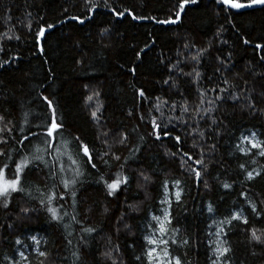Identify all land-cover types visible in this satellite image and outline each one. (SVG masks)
<instances>
[{
	"label": "trees",
	"instance_id": "16d2710c",
	"mask_svg": "<svg viewBox=\"0 0 264 264\" xmlns=\"http://www.w3.org/2000/svg\"><path fill=\"white\" fill-rule=\"evenodd\" d=\"M176 2L108 0L105 6L104 0H92L100 6L89 13L85 0H0V115L5 117L0 128L6 123L11 129L0 134L8 140L0 148L15 159L35 152L36 137L30 136L24 144L17 141L43 131L36 125L47 122L50 110L39 97L47 96L72 132H66L58 146L64 145L62 149L79 160L84 173L74 204L70 192L54 187L59 176L49 178L48 169L25 170L23 181L31 195L13 194L9 208H0V264H112L105 253H111L116 264H147L144 237L154 224L152 217L162 214L166 189L171 196L173 189L181 194L179 202L171 198L166 238L171 255L182 264H212L209 232L214 222L223 227L231 248L228 264H264V245L250 242L251 229L264 231V157L248 142L253 134L256 141H264V48H255L257 43L264 45V7L225 12L215 0H200L186 7L181 22L171 25L133 20L127 13L114 15L127 9L137 16L165 19ZM71 16L91 19L79 24ZM49 23L56 26L46 32L41 53L35 32ZM245 39L249 44L243 43ZM201 51L198 62L191 59ZM193 68L200 73L198 78L183 74ZM222 88L228 91L220 92ZM93 90L100 96L87 102ZM138 90L145 92L143 98ZM217 95L224 99L215 100ZM233 95L240 98L232 99ZM162 101H167L161 109L165 122L168 117H181L172 121L173 135L185 141L179 151L172 140L155 141L149 135L150 121L160 117L155 105ZM173 104H186L188 112L180 107L171 110ZM93 111L99 120L92 119ZM98 131L109 135L97 139ZM121 132L128 137L127 147L116 143ZM198 132L205 135L201 138ZM73 135L93 148L99 171L84 165L82 154L75 155ZM193 138L202 147L193 150ZM65 140L69 143L64 144ZM136 148L140 151H130ZM166 151L177 155L166 156ZM104 152H108L103 158L110 168L97 156ZM183 152L193 160L204 153L207 171H202L201 179L195 178L188 165L198 171L203 166L193 161L184 165ZM113 153L121 160H112ZM42 155L51 167L56 166L55 150ZM58 158L69 166L66 156ZM125 160L123 171L129 184L108 196L103 183L96 181L101 174L107 179ZM6 162L7 157H0V164ZM249 171L252 180L246 178ZM141 172L151 178L150 183ZM66 175L71 177V173ZM225 183L231 187L224 188ZM50 189L65 196L52 203L62 216L59 221L52 220L40 203L47 200ZM251 206L257 207L261 219H255ZM232 214L247 217L250 223L220 224ZM82 228L96 231L85 236ZM78 250L77 261L73 253ZM39 251L47 256H39Z\"/></svg>",
	"mask_w": 264,
	"mask_h": 264
},
{
	"label": "snow or ice",
	"instance_id": "6c2138e0",
	"mask_svg": "<svg viewBox=\"0 0 264 264\" xmlns=\"http://www.w3.org/2000/svg\"><path fill=\"white\" fill-rule=\"evenodd\" d=\"M108 0H104L105 6L107 5ZM200 0H177L176 4L171 9V15L167 16L165 19H158L154 16H137L134 15L131 11H128L127 9L124 11L114 12V15H117L119 17H123L125 13H127L128 16H130L133 20H152L154 23L159 25H171V24H177L178 22H181L182 16L185 14L186 7L191 4H197ZM215 3L217 5L222 6V10L227 12L228 10H240L244 8H251L254 6H262L264 7V0H244V2H241V0H215ZM85 5L87 12H92L95 8L99 7L100 5L98 3L93 4L92 0H85ZM65 11H67L65 9ZM30 15V14H29ZM42 19V18H41ZM69 19L77 21L79 24H84L85 19H91V16H86L85 18H80L77 16H71ZM55 24H47L46 27L44 25H41L38 30L35 32V42L39 47V51L43 53V47L41 45V41H43L46 38V32L49 30H52L55 28ZM107 29H104V32H106ZM104 32H101V36H103ZM11 39L12 37H8ZM16 39H19V37H16ZM244 44H249V40L245 39L243 41ZM188 45H185L187 47ZM256 49H262L264 48V45H261L257 43L255 45ZM142 51V50H141ZM205 51V50H202ZM198 53L195 56H192V60H196L198 62L199 55L202 54ZM230 55V54H229ZM140 58V53H137V59ZM261 60H264V56L261 57ZM4 63H7V61H4ZM79 63V61H77ZM221 63H223L221 61ZM0 67H3V63H0ZM172 69H169L171 71ZM134 71V69L132 70ZM219 71V69H217ZM182 72V70H181ZM184 75H195V77H199L200 73L193 68L192 72L189 73H183ZM165 83H168V81H165ZM225 84L228 83L227 80L224 81ZM88 85H85V88L87 89ZM139 96L144 97L145 92L143 90H138ZM212 91H216V89H212ZM220 92H227V88L219 89ZM203 95V94H201ZM100 96V93L96 90L92 91V94L88 95L86 97L87 102H92L94 98H98ZM239 96H232V99H239ZM41 101L47 106V109H49V113L47 114V122L42 124H37V128H42V132H31L29 135L24 136L22 139L18 140L17 142L20 144H24L25 141H29L30 136H34L39 141V144L35 146V152L30 153L29 155H20L19 159H15L11 154L4 151L2 148H0V157H7L6 163L0 164V208L8 209L9 205L11 203V200L13 198V194H22V195H31L30 193L26 192L23 176L25 174L26 169L35 168L38 170V172H45V169H48L47 172H45V175H47L49 178H55L59 176V181L57 185H54L56 188H61L64 193L70 192L71 198L73 200V203L75 204L76 197H77V190L78 186L80 185L81 181L79 180V177L82 176L84 173L81 171L80 162L78 159H75L73 157V154L68 153L66 150L61 151V148L64 147V145H59L58 143L61 139L64 138L65 133L67 132L68 135H72L71 129H69L62 118L58 117L56 112V107L53 104L52 100L49 99L47 96L41 95L39 97ZM224 97L217 95L215 100H222ZM204 101L201 100V103ZM208 103L212 104L215 103V101H208ZM167 104V101H162L160 104L155 105L156 111L160 112V117L158 119H152L150 121L151 124V131L149 133L150 136L154 138L155 141H162L163 139H170L174 142V146L178 147L183 145L185 143L184 140H182L180 135H173V131L175 130V124L172 123L173 120H181V117H168L167 121L165 122L164 113L161 111L163 105ZM177 107H180L181 111L184 113L188 112L187 105L183 106H177L176 104H173L171 106V110H176ZM248 107H252L251 103H249ZM99 109H97L98 111ZM97 111H93L91 113L93 120H99V117L97 115ZM39 118V117H37ZM5 117L3 115H0V123L4 122ZM213 123H216L215 120H213ZM171 125V127H170ZM4 132H11V129L8 127V125L5 123L4 127L0 128V134ZM109 133L107 131L100 132L98 131L97 139H100L101 136L108 137ZM119 138L117 139L116 143L123 145L127 147L128 144V137L124 133H119ZM186 135H191V133H186ZM198 136L201 138L205 135L203 132H198ZM255 134H253V139L249 140V144L251 146V149H256V154L260 157H264V141H256L254 139ZM73 141L76 143L75 148V155L77 157H80L82 154L83 158H86L83 163L84 165L90 166L91 169L97 170L98 165L95 162V158L92 155L93 148H91L87 143L83 142L79 136H72ZM141 139H143L141 137ZM245 139H248L245 137ZM69 143L68 141H64V144ZM107 143V141H105ZM0 144L7 145L8 140L4 138L2 135H0ZM202 147V145L199 144V142L193 138V143L191 144V148L193 150H196L198 148ZM212 149L215 148V145L210 146ZM53 150H55L58 153V157L66 156L67 161L69 162V166L66 167L65 162L63 159H59L58 157L56 159V166L51 167L47 160L44 158V155L42 153H47L49 155L52 154ZM111 150V147L109 146V151ZM243 151V149H240ZM130 151L138 152L140 151L139 148L136 149H130ZM19 152V150H17ZM247 154V153H245ZM108 152H104L103 154L97 153V156H100L101 160L103 161V164L105 167L110 168L111 165L109 164V161L104 159V156H107ZM166 156L169 157H175L177 155L176 152L166 151ZM182 155L184 157H187V159L183 162L184 165H187L188 161H193L195 164L202 165V170L198 171L195 168H192L190 165H188L190 171L192 174H194L196 179H201L202 177V171L206 172L207 167L204 163V153L200 152L199 159L193 160V156L189 155L188 152H183ZM112 160L120 161L121 157L118 155H115L114 153L111 156ZM127 163V160L124 161V163H121L119 165V168L115 172H111L108 174L107 179L105 178V175L101 174L99 175V179L96 181L97 183H103L104 188L106 190V194L108 196H114L118 191L122 190L123 188H126L129 184L128 176L124 174V164ZM43 166V167H41ZM240 167L243 169L244 165H240ZM66 173H71V177L68 178ZM261 173H256V175H260ZM142 179L146 183L151 182V178L147 175H145L143 172L140 173ZM246 178L248 180L254 179L253 172L249 171L247 172ZM179 182L177 181V184ZM224 188L231 187L229 184L225 183L223 184ZM165 188H167V185H165ZM50 194L47 196V200L44 199L40 200V203L42 206L46 208V211L51 214L52 220L59 221L62 219V216L58 209L56 207L52 206L53 201L59 199L64 200L65 196L63 194H60L59 191H53L49 190ZM44 193H41V196H43ZM180 192H176L175 196L177 199V202L180 200ZM163 203H169L167 199L165 201H162ZM63 207L62 205L60 206ZM209 212L212 211V208L209 207ZM252 213L254 214L255 219L259 220L261 219L260 211L257 209L256 206H251ZM21 211L27 213L30 211L29 209H21ZM63 215H67V213H64ZM73 220L76 219L75 216L72 217ZM152 219L156 221V228L158 231L159 239H154L152 237H145L147 240V243L149 245H158L160 250L157 251V247H149L146 252L145 256L147 257V264H182V261L179 257H174L171 255V252L169 251L168 244L169 240L164 239L163 237L168 235L170 229L167 227V225L171 224V214L165 210L163 217L160 216H153ZM232 221H238L239 223L243 225H248L250 223L249 219L247 217H243L240 214H232L230 218H225V220L221 221L220 224H231ZM124 227H128L127 225H124ZM81 231L85 234V236L91 235L96 229L94 228H82ZM172 231H178L172 230ZM224 233L223 227L218 228V231L216 233L217 237H220ZM226 235V234H225ZM33 241H36L35 237H32ZM250 242H255L256 244L264 245V231H261L259 229H251L250 232ZM17 244L21 243L20 240L16 241ZM36 243H39V241H36ZM82 243H84L85 247L87 246V242L85 240H82ZM171 243L175 244L176 241L173 239L171 240ZM184 244H187L188 241L185 240L183 242ZM231 251V248L227 246V240L226 239H218L215 246L212 249V252L215 256V259L212 260V264H228V253ZM21 257L24 259H27V257H24L23 253H20ZM38 255L41 257H46L47 253L44 251H39ZM73 255L76 257V260L78 261L80 259L79 250ZM105 256L107 259L112 261V264H116V261L112 259L111 253H105ZM137 259H141V257H137ZM41 264H43V261H41Z\"/></svg>",
	"mask_w": 264,
	"mask_h": 264
},
{
	"label": "rangeland",
	"instance_id": "374dc122",
	"mask_svg": "<svg viewBox=\"0 0 264 264\" xmlns=\"http://www.w3.org/2000/svg\"><path fill=\"white\" fill-rule=\"evenodd\" d=\"M61 151H64V150L61 148ZM176 192H178V190L173 189V195L171 196V195H170V191H169L168 189L165 190V196H164L163 201H165V199H167V201H168L169 203H163V202H162V214H161V215H158V216L163 217V214H164V211H165V210H167V211L169 212L168 208H169V204H170L171 198H172V197H176V196H175V193H176ZM153 223H154L153 225L150 224V226L148 227V230H149V231L146 233L145 237H152V238L158 240L160 237H159V235H158V231H157V228H156V223H157V222L153 220ZM220 227H221V226H220L217 222H214V223L211 224V226H210V232H209V243H210V245L212 246V249H213V247L215 246V244H216V242L218 241V239H224L223 234H222L220 237H217V235H216V233H217V231H218V228H220ZM166 236H169V235H166ZM166 236H164L163 238H164V239H167ZM145 237H144V240H145V242H146L148 248H149V247H154V246H155V247H157V251L160 250V248H159L158 245H149V244L147 243V240L145 239ZM213 259H215L214 254H212V260H213Z\"/></svg>",
	"mask_w": 264,
	"mask_h": 264
},
{
	"label": "water",
	"instance_id": "95a60500",
	"mask_svg": "<svg viewBox=\"0 0 264 264\" xmlns=\"http://www.w3.org/2000/svg\"><path fill=\"white\" fill-rule=\"evenodd\" d=\"M259 7H262V6H254V7H251V8H244V9L234 10V11H244V10H250V9H255V8H259Z\"/></svg>",
	"mask_w": 264,
	"mask_h": 264
}]
</instances>
